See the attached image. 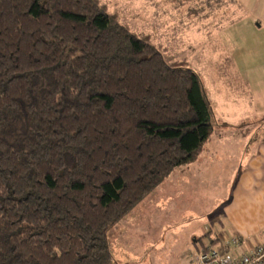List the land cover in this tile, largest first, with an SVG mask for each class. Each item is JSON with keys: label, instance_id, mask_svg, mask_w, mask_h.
<instances>
[{"label": "trees", "instance_id": "trees-1", "mask_svg": "<svg viewBox=\"0 0 264 264\" xmlns=\"http://www.w3.org/2000/svg\"><path fill=\"white\" fill-rule=\"evenodd\" d=\"M212 130L199 75L103 0H0V264H115L108 231Z\"/></svg>", "mask_w": 264, "mask_h": 264}, {"label": "rangeland", "instance_id": "rangeland-1", "mask_svg": "<svg viewBox=\"0 0 264 264\" xmlns=\"http://www.w3.org/2000/svg\"><path fill=\"white\" fill-rule=\"evenodd\" d=\"M196 1L103 0L131 30L150 35L166 56L186 61L213 110L212 135L204 148L108 231L115 264L146 253L164 258L168 253L161 249L170 250L168 244L178 249L207 221L214 223L240 173L238 158L244 162L264 141V0H238L237 5L225 0L206 18L189 12V3ZM254 14L263 26L249 23ZM216 176L219 181L207 184ZM208 235L201 239H214L216 233Z\"/></svg>", "mask_w": 264, "mask_h": 264}, {"label": "crops", "instance_id": "crops-1", "mask_svg": "<svg viewBox=\"0 0 264 264\" xmlns=\"http://www.w3.org/2000/svg\"><path fill=\"white\" fill-rule=\"evenodd\" d=\"M230 2L233 5L238 4V0L235 2L230 0ZM252 17L253 19L249 22L251 25L257 28L263 26L259 14H254ZM238 165L240 173L229 199L221 208V214L214 220V223L207 221L202 226V231L192 235L184 246L173 249L176 245L168 244L171 245L169 249L175 252V256L170 250L161 249V251H167V256L171 257L166 256L159 259L146 253L126 260L119 259V264H195V254L201 249L197 247L198 241L201 242L202 247L211 245L223 248L227 246L229 250L234 249L232 252L239 256L251 254L257 246H264V141L259 142L244 162H241L239 157ZM219 180L220 177L216 176L207 184H213ZM213 231L216 233L214 239L210 238L208 241L201 239L203 234L212 235ZM151 250L152 248H149V252ZM261 264H264V261Z\"/></svg>", "mask_w": 264, "mask_h": 264}, {"label": "built area", "instance_id": "built-area-1", "mask_svg": "<svg viewBox=\"0 0 264 264\" xmlns=\"http://www.w3.org/2000/svg\"><path fill=\"white\" fill-rule=\"evenodd\" d=\"M198 254V258L195 256L196 264H261L264 261V246L258 247L251 254H245L240 258H237L232 250L228 249L222 253L217 249L211 250L209 247L206 251H200Z\"/></svg>", "mask_w": 264, "mask_h": 264}]
</instances>
